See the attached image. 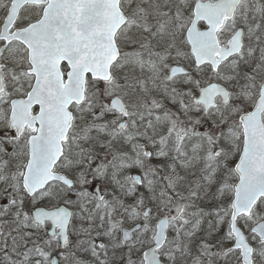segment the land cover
<instances>
[{"label":"snow or ice","instance_id":"snow-or-ice-1","mask_svg":"<svg viewBox=\"0 0 264 264\" xmlns=\"http://www.w3.org/2000/svg\"><path fill=\"white\" fill-rule=\"evenodd\" d=\"M0 264H264V0H0Z\"/></svg>","mask_w":264,"mask_h":264}]
</instances>
